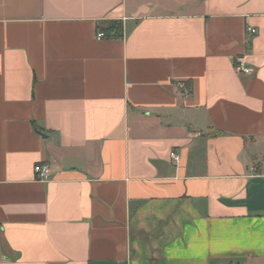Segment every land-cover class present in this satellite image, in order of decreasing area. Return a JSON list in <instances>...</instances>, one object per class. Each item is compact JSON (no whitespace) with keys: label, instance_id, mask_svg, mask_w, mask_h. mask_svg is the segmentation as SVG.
<instances>
[{"label":"crops","instance_id":"obj_1","mask_svg":"<svg viewBox=\"0 0 264 264\" xmlns=\"http://www.w3.org/2000/svg\"><path fill=\"white\" fill-rule=\"evenodd\" d=\"M230 262L264 264V0H0V264Z\"/></svg>","mask_w":264,"mask_h":264},{"label":"built area","instance_id":"obj_2","mask_svg":"<svg viewBox=\"0 0 264 264\" xmlns=\"http://www.w3.org/2000/svg\"><path fill=\"white\" fill-rule=\"evenodd\" d=\"M246 32L248 34V36H254L256 34V30L251 28V27H247L246 28ZM105 38V34L99 32L97 34V39L101 40ZM246 55H241L239 57H237L235 59L234 62V71L238 74V75H243V76H247V75H251L254 72L253 67L249 66L246 62ZM170 158L172 159V161L174 163H178L179 162V154L175 151L170 153ZM34 173L36 175L37 180L39 181H48L51 178V169L48 165L43 164V163H38L34 166L33 168ZM228 264H241L239 262H230Z\"/></svg>","mask_w":264,"mask_h":264},{"label":"trees","instance_id":"obj_3","mask_svg":"<svg viewBox=\"0 0 264 264\" xmlns=\"http://www.w3.org/2000/svg\"><path fill=\"white\" fill-rule=\"evenodd\" d=\"M104 32H107V34L113 32L114 37L121 38L122 36L121 24L113 23L107 29H104Z\"/></svg>","mask_w":264,"mask_h":264}]
</instances>
